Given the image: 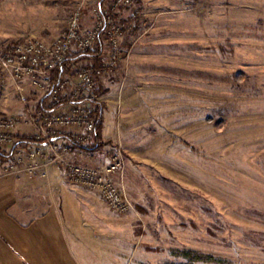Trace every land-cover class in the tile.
<instances>
[{
    "label": "rangeland",
    "instance_id": "obj_1",
    "mask_svg": "<svg viewBox=\"0 0 264 264\" xmlns=\"http://www.w3.org/2000/svg\"><path fill=\"white\" fill-rule=\"evenodd\" d=\"M106 2L0 0V48L56 37ZM117 23L124 55L99 79L87 148L100 164L122 147L132 207L87 188L109 212L104 264H264V0H135ZM32 92L23 113L39 107Z\"/></svg>",
    "mask_w": 264,
    "mask_h": 264
},
{
    "label": "built area",
    "instance_id": "obj_2",
    "mask_svg": "<svg viewBox=\"0 0 264 264\" xmlns=\"http://www.w3.org/2000/svg\"><path fill=\"white\" fill-rule=\"evenodd\" d=\"M134 2L107 0L92 9L90 23L84 22L77 8L58 36H26L0 48V102L6 97L9 80L18 99L27 106L26 86L44 100L42 108L27 109L22 114L0 113V150L10 148L5 172L32 174L40 167L60 165L69 183L95 191L111 210L126 213L131 209V199L119 181L126 162L122 147L115 145L105 162L95 164L87 145L96 124L93 103L100 99L99 79L124 55L117 12ZM102 31L107 38L99 64L71 65L53 85L51 71L67 56L93 49ZM22 125L29 127L25 136L41 143L16 145L17 130ZM38 158L43 162L38 163Z\"/></svg>",
    "mask_w": 264,
    "mask_h": 264
},
{
    "label": "crops",
    "instance_id": "obj_3",
    "mask_svg": "<svg viewBox=\"0 0 264 264\" xmlns=\"http://www.w3.org/2000/svg\"><path fill=\"white\" fill-rule=\"evenodd\" d=\"M83 19L90 23L91 15ZM31 91L26 86L28 105L33 103ZM40 99L39 106H44ZM25 107L9 80L1 112L22 114ZM18 129L28 131L29 127ZM6 160L0 159V264H104L105 259L111 260L109 212L103 213L102 206L94 203L97 193L68 183L60 165L40 167L32 174L8 173L3 170Z\"/></svg>",
    "mask_w": 264,
    "mask_h": 264
},
{
    "label": "trees",
    "instance_id": "obj_4",
    "mask_svg": "<svg viewBox=\"0 0 264 264\" xmlns=\"http://www.w3.org/2000/svg\"><path fill=\"white\" fill-rule=\"evenodd\" d=\"M106 33L102 31L96 38L95 44L93 46V49L83 52V53H73L72 55H69L65 58V60L59 64L57 67H55L51 71V76H52V84L55 85L58 80L61 78L62 75H64L68 70L69 67L71 66L72 62L78 61L80 59H89L92 60L93 66H96L99 64V59L101 55V51L103 48V40L106 39ZM99 93V91H98ZM95 108L94 112H96V124L94 128V135L96 137V140L100 138V130H101V125H102V104H100L99 101L95 102ZM43 105L40 104L39 108H42ZM41 143V141H37L33 137H28L25 135H20L18 137V141L16 145H31V144H38ZM98 141H95V144L92 146V148L97 146ZM10 156V153H7L3 150H0V159L5 160ZM189 254V253H187ZM206 258H211V256H206Z\"/></svg>",
    "mask_w": 264,
    "mask_h": 264
}]
</instances>
